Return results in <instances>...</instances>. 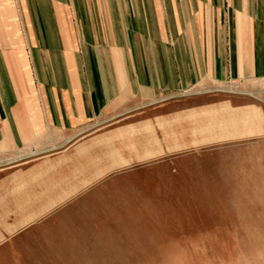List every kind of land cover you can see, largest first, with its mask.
I'll return each instance as SVG.
<instances>
[{"label": "crops", "instance_id": "1", "mask_svg": "<svg viewBox=\"0 0 264 264\" xmlns=\"http://www.w3.org/2000/svg\"><path fill=\"white\" fill-rule=\"evenodd\" d=\"M185 95L264 123V0H0V263L73 198L79 158Z\"/></svg>", "mask_w": 264, "mask_h": 264}, {"label": "rangeland", "instance_id": "2", "mask_svg": "<svg viewBox=\"0 0 264 264\" xmlns=\"http://www.w3.org/2000/svg\"><path fill=\"white\" fill-rule=\"evenodd\" d=\"M187 96L156 134L79 158L73 198L0 264H264V123L200 116Z\"/></svg>", "mask_w": 264, "mask_h": 264}]
</instances>
